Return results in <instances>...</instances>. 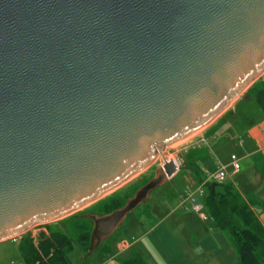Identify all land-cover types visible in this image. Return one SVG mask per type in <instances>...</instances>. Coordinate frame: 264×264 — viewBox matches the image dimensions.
<instances>
[{"label":"water","instance_id":"1","mask_svg":"<svg viewBox=\"0 0 264 264\" xmlns=\"http://www.w3.org/2000/svg\"><path fill=\"white\" fill-rule=\"evenodd\" d=\"M263 73L264 0H0V244L120 188ZM177 173L85 216L86 256Z\"/></svg>","mask_w":264,"mask_h":264},{"label":"rangeland","instance_id":"2","mask_svg":"<svg viewBox=\"0 0 264 264\" xmlns=\"http://www.w3.org/2000/svg\"><path fill=\"white\" fill-rule=\"evenodd\" d=\"M260 82H264V73L249 87H247L241 95L236 98L221 114H219L214 121L207 126L205 129H201L194 134L190 135L183 141H180L172 146L167 147L164 150V154H168L169 156L174 152H181L178 155V159L181 160L182 168H188V156L187 154H183L182 151L188 150L192 147L193 143H195V139H199L198 135L204 136L208 131H211L213 127H216L219 123H223L226 120L230 119H243L247 120L245 122V126L250 121L251 118L256 117L259 113L258 108L255 106L252 97L248 96L252 93V89L255 85ZM244 104L245 107L242 108L241 105ZM231 116V117H230ZM234 117V118H232ZM211 125V126H210ZM210 126V127H209ZM222 127V125L220 126ZM217 132V131H216ZM229 131L227 132V134ZM220 135V133H218ZM222 135V134H221ZM201 137V136H200ZM224 137V135L222 136ZM202 139V138H200ZM247 135L239 136L237 134L232 133L225 139L214 138L209 139V143L211 147H214L213 155L210 153L207 156V159L214 160L215 164L224 165L231 154L236 156L238 159H245L246 154L248 152L246 141ZM238 141L240 143L244 142L245 147L239 148ZM210 149L209 145L207 147ZM187 156V157H186ZM158 160V157L155 159ZM143 172L129 180L124 186L118 188L102 199L70 214L58 221H55L50 224H45L41 226H36L29 231L25 232L23 235L16 238L14 241H8L0 244V264H21V258L19 253V246L23 241H32L35 244L38 236L40 234H44L46 237L48 235V231L55 232L64 236L71 238L73 241L77 238V236L81 233L80 231L74 229V226L79 224L86 223L87 227L92 226L91 222L84 219L85 216L92 215L96 217L106 216L104 215L105 211H107L108 206H119L122 202L126 203L127 198H132L138 189L148 183L155 174V170L158 169L155 165L156 161ZM184 161V162H183ZM247 162V161H246ZM243 164V166L246 164ZM187 164V165H186ZM199 167V166H198ZM201 168V166L199 167ZM242 174V173H241ZM239 177H242L239 175ZM186 172H181L171 184H165L155 191L151 192L148 196V200L146 203L140 205L136 210L127 215L123 224L114 232V234L105 242H103L99 248L93 251L88 257L86 256L85 251L82 250L81 246L75 242L72 243L70 252H72L68 259L71 264H121L124 261L129 253L118 255V245L120 243H128L133 245L132 249L136 252H139L141 255L145 257V264H163V260L157 250L154 241L150 237H148L147 241H135L139 238V236L146 233L150 228L156 223L162 220V218L167 217L173 210L176 208L178 203L177 195L180 193L186 185ZM206 192V189H204ZM177 200V201H176ZM124 203V205H125ZM123 205V206H124ZM144 205L150 207H157L158 210V218L152 215V219L146 220L144 216L139 217L137 220L135 216L139 215L141 209H143ZM162 208L163 210H161ZM176 217H179V213L177 212ZM205 221L197 222L198 217H195L193 220H189L186 222L188 228H192L193 230H198L197 232H202L201 229L205 227H209L212 225V221L208 217L206 213H204ZM176 217H172L171 221H176ZM170 223V222H168ZM167 223V224H168ZM139 224V225H138ZM45 227H48L46 230ZM181 232L183 231H174V235L181 237ZM131 249V250H132ZM23 264V263H22Z\"/></svg>","mask_w":264,"mask_h":264},{"label":"crops","instance_id":"3","mask_svg":"<svg viewBox=\"0 0 264 264\" xmlns=\"http://www.w3.org/2000/svg\"><path fill=\"white\" fill-rule=\"evenodd\" d=\"M241 107L244 108L245 105L242 104ZM245 122H247V120L229 118L222 124L219 123L216 127H213V129L208 131L207 134L205 133L204 136L198 135L197 137H199V139H195V143H193L192 147L186 152L187 156L190 154L199 156L198 160L193 163L192 167H181L178 173L165 184H171L183 171L186 172L187 184L180 193L178 192L177 200L179 195L182 194L186 188L195 190L202 183L206 173L212 174L217 170L214 160L207 159V156H210L208 155L209 153L213 155L212 149L214 148L210 146L209 139L213 140L215 137L225 139L232 133L239 136L247 135L246 141H248V152L246 158L240 160L235 156L240 163V172L236 175H231L230 168H227L228 178L223 183L233 186L264 229V209L262 208V205L264 204V117L259 111L256 117L250 119L247 123L248 125L245 126ZM221 125L222 127H220ZM207 126L204 128L206 129ZM228 131L229 133L227 134ZM218 133H220V135ZM223 135L224 137H222ZM201 140H205L210 149L202 146L200 144ZM237 146L239 148H244L245 143H240V141H238ZM230 156L234 155L231 154ZM245 162L246 164L243 166ZM228 163L229 159L223 166H228ZM198 166H201V168ZM239 175L242 177H239ZM215 185L218 186V184ZM147 200L148 197L144 203H146ZM204 200L205 199H201L200 201L204 204ZM160 209L163 210L162 208ZM158 210L157 207L144 205L139 215L135 216V218L139 220V217L144 216L146 220H149L152 219V215H154L157 219ZM178 211L181 210L176 207L172 213L167 217L162 218L159 222H156L150 230L139 236L135 241H147L148 237H150L156 245L154 247L157 248L161 259L163 260V264L237 263V253L229 236L225 232L212 228V225L202 228V232H197L198 230L196 231L192 228H188L186 222L195 219V217H198V220H196L197 222L205 221L204 214L203 218H201L199 215L190 211H181L182 213H179V217H176ZM172 217H176L177 220L171 221ZM180 229L183 231V233L181 232L180 234L181 237L174 235V231H180ZM132 247L133 245L131 244L125 242L120 243L118 245L117 254H130L132 251H135ZM136 253L141 256L146 263L145 257L139 252Z\"/></svg>","mask_w":264,"mask_h":264},{"label":"trees","instance_id":"4","mask_svg":"<svg viewBox=\"0 0 264 264\" xmlns=\"http://www.w3.org/2000/svg\"><path fill=\"white\" fill-rule=\"evenodd\" d=\"M248 96L252 97L255 106L264 117V82L255 85ZM198 158L199 156L195 154L188 155L189 167H192ZM212 184L206 186L204 200V212L212 221V228L225 232L229 236L237 253L236 264H264V229L257 218L233 186L219 184L211 193L210 185ZM124 203L122 202L119 206H108L104 215L122 208ZM262 208L264 209V204ZM45 228L48 229V227ZM74 229L81 232L75 241L67 236L48 231L47 237L40 234L35 244L32 241L21 242L19 253L22 263L71 264L68 256L72 253L70 252L72 243L79 244L86 253L92 226L87 227L86 223L83 225L78 222ZM121 264H145V262L141 256L132 251Z\"/></svg>","mask_w":264,"mask_h":264},{"label":"built area","instance_id":"5","mask_svg":"<svg viewBox=\"0 0 264 264\" xmlns=\"http://www.w3.org/2000/svg\"><path fill=\"white\" fill-rule=\"evenodd\" d=\"M200 144L206 148L208 147V144L205 140H201ZM186 152V150L182 151L183 154ZM180 153L177 151L170 156L168 154L166 155L162 153L161 157H158V160H155V165L158 166L157 168H162V166H164L166 163L172 162L176 167V170L179 171L182 167L181 160L178 159V155H180ZM227 168H230L231 175H236L240 172V163L235 156L229 157L228 166H223L217 163L216 172L212 174L206 173L202 183L195 190L186 188L185 191L178 197V203L176 205L177 209L184 212L190 211L203 218V212L205 208L204 204L200 200L205 199L206 194L204 189H206V186L211 183L218 185L222 184L228 178Z\"/></svg>","mask_w":264,"mask_h":264},{"label":"bare ground","instance_id":"6","mask_svg":"<svg viewBox=\"0 0 264 264\" xmlns=\"http://www.w3.org/2000/svg\"><path fill=\"white\" fill-rule=\"evenodd\" d=\"M165 150V149H164Z\"/></svg>","mask_w":264,"mask_h":264}]
</instances>
